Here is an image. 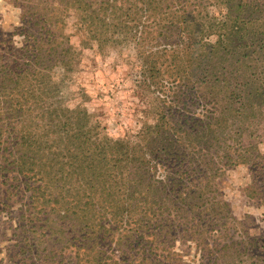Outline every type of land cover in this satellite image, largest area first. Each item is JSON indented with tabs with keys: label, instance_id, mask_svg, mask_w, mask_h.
Masks as SVG:
<instances>
[{
	"label": "trees",
	"instance_id": "1",
	"mask_svg": "<svg viewBox=\"0 0 264 264\" xmlns=\"http://www.w3.org/2000/svg\"><path fill=\"white\" fill-rule=\"evenodd\" d=\"M48 1L26 10V23L35 18L36 27L20 32L24 45L16 52L26 62L0 67L2 207L10 196L27 194L31 227L39 222L34 217L44 216L42 242L52 236L56 212L65 228L81 235L77 247L90 234L117 243L111 233L125 232L129 245L147 254L154 243L165 245L163 232L211 229L223 171L263 161L249 141L243 154L235 146L252 137L264 108V24L247 16L248 9L264 16V1L215 0L217 15L216 5L208 11L201 0ZM69 24L89 40L115 42L137 56L138 102L149 93L153 109L140 107L135 145L97 124L71 126L79 114L91 119L85 108L61 105L50 78L54 66L69 68ZM7 171L13 176L5 177ZM204 211L208 218H200ZM63 240L71 244L75 237ZM25 249L19 247L24 259L57 263L51 250L30 256ZM161 257L140 262L162 264Z\"/></svg>",
	"mask_w": 264,
	"mask_h": 264
},
{
	"label": "rangeland",
	"instance_id": "2",
	"mask_svg": "<svg viewBox=\"0 0 264 264\" xmlns=\"http://www.w3.org/2000/svg\"><path fill=\"white\" fill-rule=\"evenodd\" d=\"M37 1L0 0V67H14L15 64L26 62L19 58L20 52L16 51L24 45L20 32L28 30L34 33L33 30H36L35 18L29 25L26 23L29 21L26 10H38L42 5ZM196 1L188 0L187 4L194 5ZM201 2L208 7V11L216 5L215 0ZM216 6L217 15L221 5ZM247 16L255 25L262 21L264 24L262 14L253 15L248 9ZM77 29L79 26L72 28L69 24L64 30L68 34V51L72 55L69 68L64 70L58 65L50 71L51 82L58 84L60 90V104L72 111L79 107L85 108L90 115V121L82 114L74 117L72 127H93L97 124L109 137L116 139L127 136L131 145H135L137 140L133 134L140 127V107L149 111L152 104L149 93L142 98L141 104L138 102L139 93L134 88V76L138 72L136 65L139 60L130 47L115 42L89 40L83 30ZM150 41L154 44L157 40ZM198 108L205 109L202 103ZM256 121H259V125L251 130L252 137L245 135L243 147L236 145L235 148L237 153L243 154L249 141L261 154L263 161L259 160V167L239 164L223 171L221 185L213 195L221 203L212 228L208 231L193 228L184 231L177 229L171 235L163 232L165 245L154 243V248L147 254L134 248V244L129 245L131 240L127 241L123 236L125 232L111 233L113 240L119 239L117 243L98 242L95 237L100 235L90 234L92 237L86 244L77 247L81 235L65 228L63 223L67 221L61 220L59 213L55 212L51 215L56 222L51 225L52 236L49 241L42 242L47 240L46 229H40L44 216L40 213L39 217H34L39 222L31 227L33 217L29 216L31 210L26 205L27 194L23 198L10 196L9 207H2L4 187L0 185V264H45L32 257L24 259L19 250L21 245H27L25 251L30 256L33 251L39 255L51 250L52 254L58 256L54 264H156L149 260L140 262L143 256L152 259L156 254L162 255V264H264V108ZM4 176L13 174L7 171ZM209 212L204 211L200 218H208ZM66 233L69 238L75 237L73 243H65L63 238L69 240ZM20 240L22 243L19 244Z\"/></svg>",
	"mask_w": 264,
	"mask_h": 264
}]
</instances>
